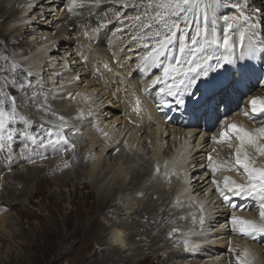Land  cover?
Instances as JSON below:
<instances>
[{
	"label": "rangeland",
	"instance_id": "1",
	"mask_svg": "<svg viewBox=\"0 0 264 264\" xmlns=\"http://www.w3.org/2000/svg\"><path fill=\"white\" fill-rule=\"evenodd\" d=\"M3 1L6 0H0V4ZM22 1L23 0H12L11 2L15 3L13 4L16 7V16H18L20 13L19 9L23 3ZM24 1L27 3V6H30L24 13V16L28 17L29 20H18L17 22L14 20V16L3 19V17H1L3 11L0 10V65L5 63V57H7L9 60L14 59L25 67L30 68L35 73V75L28 77V79H30L33 84H35L37 81L42 83L43 88L34 90L42 91L47 94L49 105L48 112L37 108L35 104L31 103V101L25 104L24 94L18 88H10V94L14 97H17L19 100V113L24 115L31 122L27 125V131L32 135H35L37 138L41 135L46 138V132L44 129L55 126L58 123L59 117H63L67 121L70 128H76L79 129V131L73 134V132L65 129V135L68 137L69 141H72L70 143L74 145V148L72 149L65 147L63 150L57 149L54 153L48 154L47 152L44 153L41 148H38L36 145H33L30 142H28V148L26 149L24 147L25 141L17 135L11 142L10 147L0 150V220H3L0 221V264H160L161 261L159 263V260L155 258L154 254L156 253H162L165 255L163 264H236V256L239 255L240 252V246L237 245V242L239 241H244L245 246H248L247 244L251 243L258 245L259 249L261 250L258 252V259H256V261L258 264H264V237H256L257 241L255 242L252 239H248L249 237H246L247 239L245 238L241 241V236L234 235L235 233L232 231V226L230 223L231 212L227 211L224 212V215L220 214L221 211H223L222 209L220 210V207L227 205V203L222 202L221 205H218L216 201L220 196L219 193L216 192V185L212 183V176L206 180H211V182L209 181L206 184V181L202 182L203 177L200 172L196 173L195 175H193L192 172H189V175L186 176V179L192 177L193 180H190V182L193 184L196 182L199 183L200 189H198L197 192H194L193 194H189L188 197L192 202H195L194 204H196V202L199 203V206L197 205L196 207L197 212L200 211L199 213L204 215L208 213L212 214L204 218L205 220H203V224H201V220H197L196 222L198 223H195L196 226H191V224L189 227V223L185 222L187 221V216H190L191 214L189 213L190 209L188 210L187 208L188 202H191L189 200L180 201L181 205L178 206L169 204L166 210H173L174 213H178V215H175L173 218L170 216H162V220L160 219V223L158 225H156L151 230L149 229L145 231L141 234V236L138 235V237L135 238H131L133 231L129 229V226L135 223L122 218L120 213L115 214L113 216L116 219V223L127 226V229H122L120 231L122 232L120 233L121 236L126 234L124 236L127 237V233L130 236L131 244L126 245V247L131 246L135 250L134 252H132V250H124L122 257L112 258L110 256H104L108 251H102L101 249L107 245L99 244V240L106 234L110 233V229H102L105 224L110 225V223L107 221L110 219V216L106 214L107 212H105L104 209L109 206V210L113 211L112 209L114 206H110L109 202L99 205L94 186L83 183V178L81 177H88L90 167L94 166L93 157L95 153L99 151V144L102 143L97 141L100 140L98 138L89 140V127H96L97 133H101L103 134L101 136H105V134L111 131V129H113V131L122 133L125 131V124L122 122V118L120 117L122 111L120 103L117 101V103H115L116 99L111 100L103 93L101 94V92L97 90L98 88L95 89L93 85H91V78L93 79V75H95L97 71H94L95 73L90 75L91 70L87 67V64H89L90 61L88 62L87 60L85 63L81 64V59H79V57L80 53L85 49L84 46H86L83 43L84 41L92 42V44L89 45L91 48L86 46L89 47L90 50L94 48H108L107 45L110 42L111 37H113V32H115V25L118 22L123 23L125 21V29H128L127 38H130L131 41L129 39L128 44L125 43L124 45L122 44V41L126 38L123 40L120 39L119 41H116L115 46L117 49H120L122 45L123 48H125L126 45L131 46V48L122 51V55L125 52H128L124 60H119V54L116 52V54H118V59H113L114 61L112 64L114 66L116 65L117 68H120V70H122L121 66L125 68L127 65L128 67L130 62L124 64L119 63L125 61L127 58L133 59V56H131L130 52L131 49L134 50L133 47L135 44L132 46L129 45V43L133 42L132 37L130 36L134 32L130 27L131 21L129 18L139 14L140 12H143L147 0H131V5L129 4L127 7H120L119 10L122 13V17L119 21L116 20L113 15L114 10L119 6H114L108 3V0H104V2L99 7L89 6L87 4H77L75 7H73L70 3V0ZM135 1L138 3L134 4ZM215 3L218 5L215 9L216 13L214 12L212 14V18L214 17L213 19L217 22L216 26L221 25V27L219 26L220 28L216 27L217 30L219 29L218 33L221 35L222 33L220 32H222L223 26L225 25L224 17L230 18L238 15L237 10L234 7V5L237 3L245 5V15L251 16L252 21H264V0H215ZM255 13H257L258 16ZM216 16L218 18H215ZM109 18L111 19L109 20ZM127 19L130 21V23H127ZM102 20L106 22V27H100V22ZM64 27H67L65 32L63 31ZM256 31V39L259 41H264V27H260ZM85 33L88 34L85 35ZM98 35H100V41L96 40ZM58 36L59 38H57ZM92 37L94 38L91 39ZM54 39L59 42L52 44V47L48 48L47 53L40 55L39 50L51 45V41ZM78 40H82L83 42H78ZM80 43L82 44L83 48L80 46ZM110 53L112 54H107L106 56L111 58L114 54L112 51ZM90 54L96 57L98 52L92 51L87 52V54L85 53V56L87 55V59L88 57L91 58ZM98 56L100 57V55ZM40 59H42L41 62H39ZM44 61H46V64H44ZM39 63L43 65L41 68H37ZM256 65L258 66L257 61ZM103 68L104 67L102 66L101 69ZM224 68H222V71ZM68 70L69 72L73 70L74 74L77 75L73 77V80L66 81V74L64 72ZM82 70L85 73H83ZM103 71L110 73L106 70ZM262 71H264V54L263 57L260 58V73H262ZM102 72L97 73L99 77L104 75L103 73L105 72ZM82 73L85 76H83ZM98 76H94V78L97 80ZM88 77L90 78V82H88ZM263 82L264 79L262 75L260 76L259 81H251V84L247 85V88L249 89L247 90L246 94L241 96V98H238V105H235L234 97L229 94L230 98H228V100L230 101V104L224 105V108L225 106H228L227 111L229 112L223 119L224 126H226V121L228 119H235V112L238 111L240 107L245 106V102L248 100V98L252 96H263ZM72 84H75L79 89L74 95L72 94L73 91L68 92V90L73 86ZM113 85L116 86V83ZM79 93L82 97H85V99L91 101L95 106L99 104L101 105L102 103L105 104L106 101L108 102V100L110 104L107 106L105 104L100 107V118L98 115H95V117L92 119H88L83 122L84 118L89 116L85 113L82 116H79L82 114L81 111L83 107H85V104L76 107L75 103L78 102H73V98L72 102L68 100L70 99V94L71 97H74V99H79ZM63 94L64 96L66 95L67 98H63ZM28 95L30 96L31 92H29ZM226 96V94L223 96L222 93L221 97L225 98ZM71 109H75L73 112L75 114L77 112L76 116H73L70 113ZM107 110L110 113L107 114ZM217 111L219 112V110ZM41 112H43V115H41ZM44 112L46 113V116H44ZM113 112L115 116L109 118ZM49 113H56V115H52L50 118ZM259 116L263 117L262 115H257V123L254 124L260 125L259 123L264 120V117L260 118ZM114 118L116 119L114 120ZM113 121L114 124H112ZM219 124H221V121H218L217 118L215 126L218 127L214 128L209 133H205L208 141L207 145L202 148L203 151L200 152V154H194L191 159H188V161L185 162V164H188V162H190L189 160L193 161L192 164H188L189 169L192 165L199 164V161H202L205 156H208L210 151H212V153L215 152L214 155L216 154L215 156L218 157L219 162L224 160L231 162L227 156H229L230 153L234 151V149H228L226 145L223 144H214L215 146L213 145V137H217L221 130L220 127L222 124L220 127ZM41 126H43V128ZM10 127L15 128L17 133L24 130V124L20 121H17L15 125H10ZM106 127H109L108 131L106 130ZM152 129H146L147 140L142 142L140 141L141 145L139 146H141V149H144L143 154L139 156V159L136 162L131 163V166L129 165L130 167L124 166L125 170L119 173L121 176L118 175L117 171L115 172L114 176H111L115 168H118V161L114 160L113 158L109 159V156H104L105 152L100 154V161L103 162V166H99L97 171H99L101 179H103V175H101L100 171H103L102 174L106 172L104 174L105 180H102V186L108 188L112 187V185H114V179L116 176L123 178L125 180L124 182L127 183L132 175L131 173L138 172L137 170L146 169L150 156L153 154L152 144L155 142L156 138V135L153 134L157 133L154 132V130L152 131ZM151 132H153V134ZM202 132L203 131L198 132L191 138L192 142H190L189 146L197 143L198 138L202 136ZM82 134L86 136V138H88L87 141L90 142V147H84V153L86 152V155L83 154V157H81L85 163V167L80 173L82 176L78 177L79 173H73L72 170L67 167L62 169H53L51 168L53 166H51L48 168L49 159L53 161L54 165H62L65 161L69 164H72L76 155H79L77 144ZM178 137L182 139L183 134H178ZM113 139L116 140V137ZM217 139H219V136ZM148 141L153 143H148ZM92 142L94 143L93 146ZM168 142L172 146L170 148H166L167 154H164V157L168 156L169 154V156L174 154L175 149L173 148V145L175 142L173 140H168ZM233 142H235L234 137ZM123 146L124 145L117 147L116 145L115 153H122ZM194 149L196 150L194 147L192 152ZM213 149H215V151H213ZM204 151L207 152L205 153ZM181 152L180 154H183L182 156H184V150ZM176 154L180 156H178V160L176 162H182L184 160L182 159V156L178 153ZM62 155L64 156L61 158ZM189 156L190 153L188 154L187 158ZM185 164L183 171H185L187 167ZM70 174H72V176ZM224 176H230L233 179L236 177L235 174H231L229 172L222 173L220 171L217 172L213 178L218 181H222ZM77 177L81 179L79 180ZM110 178L111 180L109 181ZM74 182H76L77 185L74 186ZM149 185L150 184L148 183V180L145 179L132 191H129L125 194L122 193L120 197H122V199L125 198L127 201L119 202V205H122L126 202L124 206L126 208L129 203L128 201L130 200L133 208H136V205L145 202V199L143 198V191H145ZM150 189H154V187L151 186ZM146 203L148 202L146 201ZM191 205H193V203H191ZM229 205H231V203H229ZM250 205L251 208L250 210L248 209V212H251L252 215H248V218L258 219L257 203L255 202L254 206H252V204ZM233 206L236 207V204H233ZM233 206L232 209H235ZM183 207H186V210ZM229 207L231 208V206H228V208ZM124 213L125 212H123V214ZM214 215H216V217ZM181 218V223H175ZM221 218H224L222 222ZM92 222H95L97 226L93 225V227H91ZM187 222H189V220ZM173 228L178 230L173 232ZM228 230L231 233L230 235H228ZM154 235H157V237ZM189 236H193V238H200L198 240H201L198 244V246L201 247L200 250L196 251L197 254L192 250L198 246H196L197 244L195 243L191 244L190 241H192L193 238L190 237L188 239ZM148 237L156 238V241H146L145 239ZM157 240H159V242ZM148 245H152V248L144 247ZM230 249H234L235 251H230ZM184 251H187L188 253H185ZM170 252H182L183 254L179 253L177 255H173V257L170 255V257L167 259V254H171ZM191 252L192 254H189ZM148 253H152V256L150 254V256L147 257L146 255Z\"/></svg>",
	"mask_w": 264,
	"mask_h": 264
},
{
	"label": "snow or ice",
	"instance_id": "2",
	"mask_svg": "<svg viewBox=\"0 0 264 264\" xmlns=\"http://www.w3.org/2000/svg\"><path fill=\"white\" fill-rule=\"evenodd\" d=\"M103 2L104 0H70L73 7L78 3L99 7ZM108 3L119 6L113 13L114 18L119 21L122 17L119 8L127 7L131 0H108ZM216 7L215 0H147L143 12L129 18L130 27L135 33L132 40L139 42L138 47L144 49L137 67L145 73L153 68L162 70L161 74L155 76L143 90L149 93L150 90H155V86L164 85L159 87L157 92L161 98L159 106L169 107L173 102L165 97L174 98L177 106H184L186 97L198 102L201 96H206L211 101L218 89L223 87L217 78L220 69L226 65H234L237 60H244L245 57L264 54V41L256 39V30L264 27V21H252L251 16L245 15V5L237 3L234 7L238 15L224 17L226 26L223 27L221 35L217 32L216 21L212 18ZM100 27H106V22L102 20ZM237 47L241 49L239 56L235 55ZM103 67L108 69L107 64ZM34 75L30 68L14 59L9 60L5 57V63L0 65V150L10 147L17 135L25 141L26 149L28 142L38 148L51 147L53 150L74 148L65 135V129L73 134L79 129L70 128L63 117H59L55 126L44 129L46 138L38 139L27 131V125L31 122L19 113V100L10 94L9 89L18 88L24 94L25 104L31 101L37 108L48 111L47 94L34 90L43 88L42 83L37 81L33 84L28 79ZM70 98L74 99L71 94ZM135 104L133 110L138 113L141 110L138 98ZM247 108L250 111H244L242 114L255 121L257 115H264V97L248 98ZM52 115L55 116L56 113ZM17 121L24 124V130L19 133L10 127ZM221 123L219 139L214 136L213 141L218 145H226L228 149H234L231 153L233 159L231 162L228 160L217 162L210 154L208 168L213 177L218 171L242 169L245 182L239 183L230 176H224L222 181L213 178L212 183L216 185V191L225 202L231 203L229 194L234 197L255 199L258 219L233 215L230 223L232 230L238 234L252 238L264 236V161L260 160L264 158V121L260 122L259 127L251 129L234 122H228L226 127L223 121ZM166 164L167 162L165 166ZM64 166H68L67 162ZM156 172H160L159 165L156 166ZM200 222L203 224V218ZM177 230L172 229L173 232ZM236 264H254V258L247 249H244L236 256Z\"/></svg>",
	"mask_w": 264,
	"mask_h": 264
},
{
	"label": "bare ground",
	"instance_id": "3",
	"mask_svg": "<svg viewBox=\"0 0 264 264\" xmlns=\"http://www.w3.org/2000/svg\"><path fill=\"white\" fill-rule=\"evenodd\" d=\"M14 1H16V0H14ZM11 2H12V0H6V1L1 2V4H0V10L3 11L2 12L3 14H2L1 17H3V19L4 18L6 19V18H9L11 16H14L15 17L14 20L17 21V22H18V20H25L26 21L28 19V17H25L24 16V13L27 11V9L30 6L29 5L27 6L26 5L27 3L23 0L22 1L23 3H22V5H21V7L19 9L20 13H19L18 16H16L17 13L15 11V8H16L14 6L15 3L13 2L14 3L13 4ZM137 3H138L137 1L134 2V4H137ZM128 9H130V8H128ZM255 14L257 15V13H255ZM215 18H218V17L216 16ZM110 19L111 18H109V20ZM122 19H125V18H122ZM126 21H128V19ZM124 23H126V22L125 21L123 23L122 22H118L115 25V32L112 31L113 32V37L111 38L110 42L107 45L108 48H105V49H102V48L101 49H99V48H96L95 49L94 48V49L91 50V52L92 51L93 52H98V55H100V57L97 54L96 55L98 57L97 56L94 57L93 55L90 54L91 55V58L88 57V59H87V55L85 56V53L87 54V52L90 51V49H89L90 46L89 45L92 44V42L91 41H84L83 42L82 40H78V42L79 41L80 42H83L84 45L89 46V47L84 46L85 49L80 53L79 59L82 58V61L80 62L81 64H83L87 60H88V62L90 61V63L87 64V67L89 69H91V74L90 75H92V74L95 73L94 70H96L97 73L98 72H102L103 70H106L107 71L109 69H110L109 71H112L109 74H107L105 71H103L106 74L102 72L104 74L102 77H99L98 74L96 73L97 75L95 74V75H93V79L91 78V80H92L91 82H90V78L88 77L89 78V81L88 82H90L91 85H93V87L95 89L98 88L97 90H99L101 92V94L103 93L106 97L110 98L111 100L112 99H116L115 100V103H117V102L120 103V106L122 108L121 109L122 111L119 110V111H121L120 117L122 118V122L125 124V131H123L122 133H119L118 131H113V129H111V131L108 132L110 139H107L106 136H101L103 134L97 133L96 127H94V126L89 127V134H90L89 135V140L98 138L100 140H97V141L102 142V143L99 144L100 148H99V151H97L98 155H97V153H95V155L93 157V164H94V166L93 167H90L89 174H88V177L87 178L81 177L82 174L80 175L82 169L85 167L84 160L81 158V157H83L82 156L83 154L86 155V152L84 153V147H90V142L87 141L88 138H86V136H83L82 138L78 137V138H80L78 140V144H77V146H78L77 149H79V153H78L79 155H76V157L74 158V162L72 164L67 163V165H68L67 168H70L73 173L74 172L79 173L78 174V177L83 178V181H82L83 183H86L87 185L94 186V188L96 190V193H97V199H98V204L99 205L106 204L107 202H109V205L110 206L111 205L114 206L113 209H112L113 211L109 210L110 209L109 206L104 209L105 212H107L106 214H108L110 216L109 217L110 219L107 220L110 223V225H106L105 224L104 227H102V229H105V230L106 229H110V233L106 234L103 238H100V240H99V244L107 245L106 247H104V248L101 249L102 251L103 250H107L108 251L104 256H107V257L110 256L112 258L113 257H122L123 256L122 253H124V250L125 251L132 250V252H134V250H135L131 246L126 247V245L131 244L130 236L128 235V233H127V237L124 236L126 234H124L123 236H121L120 233H122V232H120V231L122 229H127V226L126 225H123V224H120V223L117 224L116 223V219H115V217L113 215L120 213V216L122 218H124V219H126L127 221H130V222L133 221L135 223V224H132L133 226L132 225L129 226V229H131L133 231L132 232L133 235H132L131 238H135V237H138V235L141 236V234L144 233L145 231H147L149 229L151 230L156 225H158L160 223V219L162 218V216H170V217L173 218L175 215H178V213H174L173 210H170V211L169 210H166L167 206L169 204H174L175 206H178V205H181L180 204V201H184V200L185 201H187V200L190 201V198H188L189 197V194H192L194 192H197V190L200 189V186H199V183L198 182H196L197 184L196 183L192 184V182H190V181H188V179H186V176L189 175V172L183 173L184 172L183 171V168H184L185 162L188 161V159H191L194 156V154L197 155L196 153H199L200 154V152L203 151L202 148L207 145V141H208L207 138H206V136H205V133H209L208 131H210V130H202V129H199V131H197L198 128L195 129L193 127L192 128H188L186 130H183L180 127L181 124H178V122H176L174 124V121L168 122L167 124H165V122H164V118L165 117H163L161 114H159L160 111L157 109L158 104L161 103V100L158 99L159 100V102H158L155 99V100H153L151 102L150 101V98L149 97H146L145 96V93L143 91L144 88L147 87L148 84L151 82V80L153 78H155V76H158V74L160 73V69L153 68L149 72L145 73V72L141 71L140 69H138V67H137L138 64H139V60L138 59H135L134 60V59H130V58L129 59L127 58L125 61H122V62L119 63V64H124V63H127V62L129 63V62H131L133 60L132 63L130 65H128V68H126V69L120 70V68H117L116 65L114 66L112 64L113 61H114L113 59L116 60V59L119 58V60H122V59L124 60V58L127 56L128 52H125L123 54L125 56H123L122 55V51H124L125 49L131 48V46H128V45H126L125 48H123V45H122L120 49H117V47L115 46L116 45V41H119L120 39L123 40L124 38H126V39H124L122 41V44H124V45H125V43L128 44V41L130 39V38L129 39L127 38L128 29H125V24ZM127 23H130V21H128ZM119 26H122V28H123V32H121V33H118V31L120 30V29H118ZM219 26L221 27V25H218L216 27H219ZM75 27H77V26H75ZM66 29H67V27H64L63 28V31L65 32ZM238 30H239V26L236 27V31H238ZM104 32H106V31H104ZM217 32H219V29L217 30ZM220 33H222V32H220ZM134 34L135 33H133L130 37H132ZM63 36H62V38H63ZM57 38H59V36ZM93 38L94 37H92L91 39H93ZM79 39H81V38H79ZM96 39H97V41H100L101 38L99 39V37H98ZM102 41H103V38H102ZM130 41H131V39H130ZM58 42L59 41H57L56 39H54L53 41H51V45H49L48 47L41 48V49L39 48L40 49L39 50V54L40 55L41 54L43 55V54L47 53L48 48H51L52 47V44H54V43L56 44ZM80 46L83 48L82 44ZM110 50L114 54L111 58L108 57V56H106L107 54L108 55L109 54L110 55L112 54V53H110L111 52ZM237 50H239V51L237 52ZM240 51H241V49L239 47H237L236 48L235 55L236 56H239L240 55ZM116 52L119 54V57H118V54H116ZM121 55L123 56V58H122ZM259 56H260V54H257V56L253 57L254 58V61L253 62H249L248 61V58L249 57H245L244 60H237V63L234 64V65H227L226 66V69H227V71L229 73L230 72H233L234 73V75H235L234 76V79H235L236 84L242 85L245 82H249V84H251V81H254V82L257 81L256 80V77H257V75H260V72H259V68L256 65L255 61L258 59ZM41 60L42 59H40L39 62H41ZM44 64H46V61H44ZM105 64L108 65V69H105V68L101 69L102 66H104ZM42 66L43 65H41V63H39V65H38L37 68H41ZM64 73L66 74V76H65V78L67 79L66 81L73 80V77L77 76L76 74H74L72 72H69V70L68 71H65ZM83 73H85V72L83 71ZM224 74L225 73H223V76H224ZM148 75H149V78L145 79V76H148ZM261 75H262V73H261ZM83 76H85V75L83 74ZM94 76L95 77L98 76L97 77V80L94 78ZM131 76H133V77L136 78V80L139 82V86L141 87V92L143 91L142 94H141V98H138L140 100V109H141L138 113L133 110L136 107L135 101H136L137 97L134 96L135 93H136V91L132 90V86L130 85V78H131ZM223 76H220V78L217 77L218 80H220L222 82V85H223L222 88L218 89L217 94H216V97L219 98V100H222V98L223 99H226V97L224 98V97H221V96H222L223 90L230 83V82H228L229 74H228V76H225L224 78H223ZM231 78H232V76H231ZM263 79H264V73H263ZM112 83L113 84L116 83V86H114ZM229 88H230V93L229 94L233 95V93H237V91L234 88H232V86H229ZM244 88H246V86H244ZM248 89L249 88H247V90ZM77 90H79V89L74 84L68 90V92H72L73 91L72 94L74 95V94L77 93L76 92ZM157 92H158V90H157V88H155V90H150L149 93L150 94L153 93V94H156L157 95ZM64 94L62 95V97L63 98H67L66 95L64 96ZM105 96H104V98H105ZM157 96H159V95H157ZM78 97H80V98L79 99L78 98L77 99L76 98L73 99V102H78V103H75V106L76 107H78L79 105L85 104V107H83V109H82L81 112H82V115L84 113L87 114V115H89V113H91V115L87 116V120L88 119H92L93 117H95V115H98L99 118H100V110H101L100 107H102V105H105V104H106V106L110 104L109 100H108V102H109L108 103L106 101L107 100L106 99L105 100L106 101L105 104L102 103L101 105L99 104V105L95 106V105L92 104L91 101H88L87 99H85V97H82L80 95V93L78 94ZM239 97H240V95H238V94L234 97V99H235V105H238V101H239L238 98ZM260 97H264V93H263V96H260ZM59 98H60V96H59ZM68 100L72 102V98H70ZM113 102H114V100H113ZM240 103H241V101H240ZM115 105H117V104H115ZM224 105L225 104L222 105V108L221 109L223 111L228 110V106L227 107L225 106V108H224ZM72 106H73V104H72ZM246 107H247V101L245 102V106L244 107H240V109L235 112V114H234V118L235 119H228L227 118L228 120L226 121V124L228 122H234V123H237L238 125H242L243 127L248 128V129L255 128V127H259L260 125L254 124V123H257V120L253 121L250 118H246L242 114L244 111H250ZM74 110L75 109H71L70 110V113L73 116H76L77 112L75 114L73 112ZM175 110H176V115L179 116L180 113L177 111V107L175 108ZM198 111H200V110H198ZM213 111L215 112V114H214L215 117H213V118H216L217 115H220V112H218L216 110H213ZM46 112H48V111H46ZM226 112H228V111H226ZM42 113L43 112H41V115H43ZM106 113L108 114L110 112L107 110ZM118 113H120V112H118ZM68 114H69V112H68ZM44 116H46V113L45 112H44ZM51 116H52V114H50V118H51ZM79 116H81V115H79ZM112 116H115L114 115V112L109 116V118H111ZM262 116L264 117V115H262ZM263 117H260V118H263ZM115 119L116 118H114V120ZM119 122H121V121H119ZM91 123H92V121H91ZM112 124H114V121H113ZM214 126H215V124H214ZM108 129H109V127H106V130L107 131H108ZM146 129H148V130L149 129H152V131L154 130V132H157L156 134L155 133L153 134V132H151L153 135H156V138H155V142L154 143L150 141L151 144L153 143L152 144V152H153V154L150 156V159H149V161L147 163L148 165L146 166V169L145 170H137L138 172L131 173L132 175L129 178V181L127 183L124 182L125 180L123 178H120L119 176H116L115 175L116 178L114 179V185H112V187L108 188V187L102 186V182L105 180V175L104 174L106 172L104 174H102L103 171H100L101 172V175H103L102 178L104 180L101 179L100 178L99 171H97L99 166H103V162L100 161V154L102 152L103 153L105 152L104 156L105 155L106 156H109V159L113 158L114 160L118 161V168H115V170L112 172L111 176H114V174H115L116 171L118 172V175H120L119 173L120 172H123L125 170V167L126 166H129L131 163L136 162L139 159V156L143 154L144 149H141L140 148L141 146H139V145H141L140 144V141L142 142V141H146L147 140V134H146L147 133V130ZM200 131H203V132H202V136H200L198 138L197 143L189 146L190 142H192V139L191 138L195 134H197L198 132H200ZM181 133L183 134V138L182 139L180 137H178V134H181ZM114 137H116V140L113 139ZM217 137H218V135H217ZM168 140H173L175 142L174 145H173V148L175 150H174V154H172L171 156H169L170 154L168 153L169 155L164 157V154H167L166 148H170L172 146V145H170V143L168 142ZM150 142L148 141V143H150ZM93 144L94 143L92 142V146H93ZM116 145H117V147L118 146H121V145H124L123 148H122V150H123L122 153H118V152L115 153V147H116ZM213 145H214V143H213ZM194 147L196 148V150L194 149V151L192 152V150H193ZM49 150L54 151L53 149H49ZM183 150H184V156L185 157L182 156L183 154L182 155L180 154V152L183 151ZM149 153H150V151H149ZM176 153H178V154H180L182 156V159H184L182 162H178V163L176 162L178 160L177 158L179 156ZM189 153H190V156L187 158V156H188ZM214 153L215 152L212 153V151H210V153L208 154V156L211 154L212 157L217 162H219L218 157L215 156L216 154L214 155ZM70 155H72V154H70ZM63 156L64 155H62L61 158ZM208 156H205V158L202 161H199V164H197V165L194 164L192 166L190 165L191 166L190 168H193V170H195L193 172V175H195L198 172H200L202 174V177H203L202 182L203 181L205 182L210 176H212V181H213V174L210 172V170L208 168V164H209ZM227 157L229 158V160H232L233 159L231 153ZM260 160L264 161V158H260ZM189 161L190 162H188V164H192L193 161L192 160H189ZM65 162H64V164H65ZM165 162H167L166 166H165ZM64 164H62V165H54V163H53L52 160H50V159L48 160V168H50L51 166H53V167H51L53 169H62V168H65ZM188 164H185V165H187L186 169L189 168L188 167ZM157 165L160 166V172L159 173L156 172V166ZM131 171H133V170H131ZM218 172H220V171H218ZM221 172L222 173L229 172L231 174H235L236 175V179L239 181V183H244L245 182V178H240V176L243 175V170L242 169H240L239 171H236V170H232V171L222 170ZM165 173H167L168 175L166 176ZM70 175L72 176V174H70ZM34 177H35V175H34ZM78 177H77V179L80 180L81 178H78ZM238 178H240V179H238ZM145 179L148 180V183L150 184L145 189V191H143V194H144V197L143 198L145 199V202H142V203L136 205V208L135 207L133 208V205L130 203V200L128 201L129 202L128 205L126 204L127 205L126 208L124 207L126 202L124 204H122V205H119V202L127 201V200H125V198L122 199V197H120L122 195V193L125 194V193H127L129 191H132L135 187H138L137 185H139ZM110 180H111V178L109 179V181ZM109 181H107V182H109ZM209 181L211 182V180H208V181H206V184ZM75 185H77L76 182H74V186ZM151 186H153L154 189H150ZM205 194H206V192H205ZM219 196H217V197H219ZM124 197H126V196H124ZM244 199H247V200L243 201ZM146 201L148 203H146ZM174 201H179V203H174ZM238 201L239 202H243V205H240V207L243 206V209H241L239 206H238L239 208L238 207H235V206H233V204L229 205V203L228 202H225V200L222 197L221 198V201L219 202V204L221 205L222 202H224V203H227V205H223L222 207H220V209L223 208L222 209L223 211H221L220 214L221 215H224L225 214L224 212H227L228 211V212H231L230 213L231 217L233 215H235V216H238V217H243V218L249 219L248 218V215L249 216L252 215L251 212H248L251 207H246V206L247 205L250 206V204H252V206H254L255 205V202H256L255 199L254 198L238 197ZM114 202H116V203H114ZM228 206H231V208L230 207L228 208ZM232 206L235 207V209H232ZM196 207H197V205L194 204V202H193V205H192V207H190V210L188 209L189 210V213H191L190 216H187V218L185 217L187 219V221L189 220V222L185 221L186 219L184 220L186 223H189V227H190L191 224H192L191 226H196L195 223H198V222H196L197 220L199 221V220H201V218H203V220H205L204 219L205 217H208V216L212 215L211 213H208L206 215H204L202 213H199L200 211L197 212ZM119 210H120V212H119ZM123 212H125V213L123 214ZM172 214H173V216H172ZM130 216H131V218H130ZM214 216L216 217V215H214ZM221 217H223V216H221ZM211 218H212V216H211ZM191 219H192V221H191ZM221 219H222L221 220V222H222L224 220V218H221ZM0 221H3V220L1 219ZM181 221H182V218L180 220L176 221L175 223H177V222L178 223H181ZM144 223H146V224H144ZM165 224H166V222H165ZM93 225L97 226V224L95 222H92L91 223V227H93ZM224 232H226V231H224ZM227 232H229V230ZM234 233H235L234 234L235 236H241L240 237L241 241H242V239L244 240L245 237H246V236H244L242 234H238L236 232H234ZM230 234L231 233L229 232L228 235H230ZM154 236L157 237V235H154ZM258 237L263 238L264 236H257V238ZM158 238H159V236H158ZM257 238H253L252 240L256 242L257 241ZM145 240L146 241H156V238H150V237H148ZM157 241L159 242V240H157ZM192 241H194L195 244H197L196 246H198V244H199V242L201 240L193 239ZM244 243H245L244 241L237 242V245L240 246V250L239 251L241 252L242 250L247 249L250 252L251 257L254 258V264H258L257 261H256V259H258V252L261 249H259V246L256 245V244H252L251 243V244H247L248 246H245ZM124 247H126V248H124ZM140 247H142V246H140ZM144 247L152 248V245H148V246H144ZM170 253L171 254H167V259L170 257V255H172V257H173V255H177V254L182 253V252H175V253L170 252ZM150 254L152 256V253H148L146 256L149 257ZM196 254H197V252H196ZM154 255H155V258L157 260H159V263L161 261L160 264H163V261L165 259L164 258L165 255L162 254V253H156Z\"/></svg>",
	"mask_w": 264,
	"mask_h": 264
}]
</instances>
